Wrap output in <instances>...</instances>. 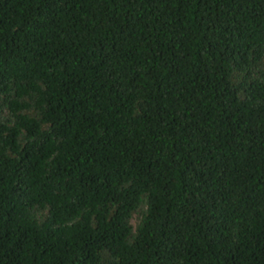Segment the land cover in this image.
Instances as JSON below:
<instances>
[{
    "label": "trees",
    "instance_id": "16d2710c",
    "mask_svg": "<svg viewBox=\"0 0 264 264\" xmlns=\"http://www.w3.org/2000/svg\"><path fill=\"white\" fill-rule=\"evenodd\" d=\"M0 264H264V0H0Z\"/></svg>",
    "mask_w": 264,
    "mask_h": 264
}]
</instances>
